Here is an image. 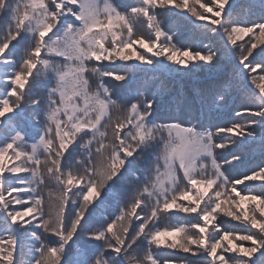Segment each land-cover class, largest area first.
<instances>
[{
	"label": "snow or ice",
	"instance_id": "6c2138e0",
	"mask_svg": "<svg viewBox=\"0 0 264 264\" xmlns=\"http://www.w3.org/2000/svg\"><path fill=\"white\" fill-rule=\"evenodd\" d=\"M226 57L211 103H242L206 125L172 79ZM245 149L264 157V0H0V264H264V160L224 168Z\"/></svg>",
	"mask_w": 264,
	"mask_h": 264
},
{
	"label": "trees",
	"instance_id": "16d2710c",
	"mask_svg": "<svg viewBox=\"0 0 264 264\" xmlns=\"http://www.w3.org/2000/svg\"><path fill=\"white\" fill-rule=\"evenodd\" d=\"M115 3L117 4H124L130 2V0H114ZM159 11V10H158ZM161 20L163 21L164 25L166 28H171L173 33H174V42H176L178 45L184 44L187 45L191 42L194 41V39L200 35L197 29L192 24L187 23L186 21L180 20L177 17L173 15H169L167 17H161ZM199 23V22H198ZM139 30L141 32H145L146 28L143 25L138 26ZM211 35V34H209ZM15 43V42H13ZM204 43H208V40H205ZM23 47V45H21ZM19 55V53H17ZM236 59L234 57H226L213 71L209 72L207 70L204 71H197L195 73L185 75V76H178L174 75L172 79V86L173 90L176 93H181L182 95L186 96L189 98L191 103L193 104V108L195 111L199 112L201 109V100L202 98L207 99V106L204 108L203 113H202V122L205 123L206 125H225L231 122L233 119V109L237 108L240 106L242 103L241 95L239 91L237 92V95L233 101L236 103L231 105L229 107V114L230 117L227 118V114L223 109L221 108H216L214 105L211 103V95H210V88H212L211 85H207L205 87V84L202 86L196 79H201V78H206L212 73H214L217 69H220L221 64L224 65V70H226L224 73L221 74L219 78H223L222 81L225 79H229L232 77V74L237 70L236 69ZM235 67V69H234ZM196 77V79L191 81L192 77ZM218 78V79H219ZM205 82H209L208 80ZM221 82V81H220ZM174 83V84H173ZM207 88V89H206ZM208 89L210 90L208 92ZM196 90L199 91L198 96H196L195 92ZM237 89H232L231 93ZM207 94V96H206ZM194 99V100H193ZM196 102L199 103L200 106H197ZM171 108L173 111H175L176 104L174 103L173 106L170 104ZM235 149L228 147L225 149H217V158L218 161L223 164L225 159L231 160V152L234 151ZM240 154L243 156V160L240 163L233 162V165H224V168L226 170V174L230 176H235L238 175L239 173L246 172L251 168H255L256 166L260 165L262 160H264V157L261 156L259 151H252V150H240ZM19 163V162H17ZM9 166H11V161L8 162ZM46 191V190H45ZM124 199H127V197L123 196L122 193L117 190L115 194L112 196L108 197L106 200V203L101 207L95 210V213L92 217V223L93 225L99 224L101 221V218L103 216H108L111 217L114 214L118 213V209L121 206V203ZM110 206V207H108ZM245 207H247V204H245ZM139 211V210H138ZM184 215V214H181ZM221 218L225 220L231 221V218L229 217H224L223 214H221ZM169 223H177L176 220H171V221H164V223L161 225L163 227L166 224ZM231 224L233 225H238V221H231ZM240 227H243V225H240ZM161 239L166 240L167 242H171V237H161ZM246 243V242H245ZM161 251L163 253H168L174 250L167 249L166 247L161 248ZM181 255H183L181 253Z\"/></svg>",
	"mask_w": 264,
	"mask_h": 264
},
{
	"label": "rangeland",
	"instance_id": "374dc122",
	"mask_svg": "<svg viewBox=\"0 0 264 264\" xmlns=\"http://www.w3.org/2000/svg\"><path fill=\"white\" fill-rule=\"evenodd\" d=\"M199 6L197 5V8H198ZM245 39H247V38H245ZM234 69H235V67H234ZM232 91V90H231ZM9 162V161H8ZM7 162V163H8ZM108 207H110V206H108ZM246 244H250V242H246Z\"/></svg>",
	"mask_w": 264,
	"mask_h": 264
}]
</instances>
